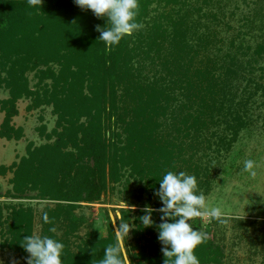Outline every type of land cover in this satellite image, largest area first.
I'll use <instances>...</instances> for the list:
<instances>
[{"label": "trees", "instance_id": "16d2710c", "mask_svg": "<svg viewBox=\"0 0 264 264\" xmlns=\"http://www.w3.org/2000/svg\"><path fill=\"white\" fill-rule=\"evenodd\" d=\"M41 3L0 0V93L9 95L0 98V138L21 140L23 132L12 122L19 115L18 102L27 99L30 110L52 106L56 128L51 135L42 128L39 132L55 141L29 147L19 163L0 166V176L13 174V198L35 193L48 202L93 204L110 183L114 189L122 186V198L136 208L122 210L121 219L130 226L132 264H164L156 227L163 223V204L155 194L159 180L167 171H183L196 176L204 195L211 192L209 151L214 145L231 150L246 127L244 114L252 96L264 91V66L258 69L263 86L256 83L254 94L237 87L241 80L253 85L246 77L255 70L252 62H264V39L255 49L244 44L252 35L244 28H258L251 25L258 10L240 14L241 30L228 42L214 27L233 30L229 20L238 16L237 1L139 0L142 27L111 53L98 41L97 26H106V19L82 10L74 0ZM155 4L163 11L150 19ZM249 53L252 58L247 59ZM109 63L111 74L105 75ZM31 71H38L34 90L26 78ZM148 205L155 210L153 227H144L139 219ZM62 206L45 207L40 236L65 245L64 264H97L104 248L118 242L113 229L101 239L88 232L75 252L70 238L85 221ZM7 208L11 212L4 218L0 207V253L9 249L27 264L29 254L21 244L34 235L35 211L20 204ZM212 222L205 227L201 217L192 221L205 236L196 252L200 264H223L225 258L214 229L217 220ZM259 226L264 244V222Z\"/></svg>", "mask_w": 264, "mask_h": 264}, {"label": "rangeland", "instance_id": "374dc122", "mask_svg": "<svg viewBox=\"0 0 264 264\" xmlns=\"http://www.w3.org/2000/svg\"><path fill=\"white\" fill-rule=\"evenodd\" d=\"M235 1H237L236 4L239 6L240 11L235 19L229 20L233 30L227 31L225 26L220 28L214 27V30L220 33V37L229 42L241 30V24L239 23L240 14L242 12L250 14L258 10V15L251 24L257 25L258 28H255L253 32L252 26L244 28V30H249L252 34H249L251 36L246 38L244 44L250 46L251 49H255L256 45L264 39L262 37L264 36V0H247L246 3L243 0ZM234 5L230 6L228 12L233 10ZM152 8L156 11L151 13L150 19L163 11L162 5L155 4ZM202 22L204 23L205 21L202 20ZM247 52L245 51L244 53ZM112 57L109 54L107 59H112ZM250 58H252V53L248 54L247 59ZM262 66H264L263 59L258 60L257 63L255 61L252 62V67L255 70L252 75L247 74L246 77L252 78L255 81L253 85L250 86L245 80L239 81L238 85L235 80L233 85H237L240 91H243L247 87L248 94H254L255 85L260 84L263 86L258 70ZM40 69L44 70L43 67H40ZM110 69V63L104 66L105 75L107 73L111 74ZM144 71L148 75L149 66ZM37 72L31 71L26 73L29 87L32 90L38 84ZM8 96L7 91H1V99H7ZM30 105V100H20L17 104L19 115L12 122L16 130L23 132L21 140L0 138V166L9 167L13 163H19L23 157L28 155L27 149L31 146L33 149H37L55 141V138L48 140L46 136L40 135L39 132V129L42 128L45 130V135H51L56 128L57 116L53 114L52 106H43L39 109L30 110ZM244 118L247 121L246 127L239 134V138L233 144L231 150H227L228 147L226 146L217 147L214 145L212 151H209L208 154V158L210 156L211 159L209 160L210 165L212 166L210 174L212 188L211 192L205 196L209 208L218 206L222 210L221 218L217 220L216 225H213L217 232L218 242L225 246L223 264H264V244L259 226V223L264 222V91H260L252 96L249 107H246ZM3 120L4 114L0 111V127ZM109 135H111V132L107 133L108 137ZM246 159L257 161L258 167L255 169L257 172L255 177L241 172L243 162ZM107 168V174H109V168ZM12 178V173L0 176V207H3V217L8 218L11 212L7 207L19 204L24 205V207H32L36 217L34 234L40 235L41 227L39 221L45 207L48 204L53 207H56L58 204L63 205L62 207H67L76 217L85 221V225L81 227L78 233L70 238L75 252L80 250L88 232L94 233L96 239H101L107 235L111 227L116 235V229L120 228L122 210L136 209L129 207V203L122 198V186L116 187V190L111 183L103 191L98 202L85 204L41 201L35 198V193L28 194L24 198H13L9 195V192L12 190ZM131 183L133 184V179H130ZM201 219L205 227L213 223V218L201 217ZM240 222L244 225L242 226ZM59 235H62V232ZM129 239L130 237L127 234L120 237L131 261L133 252L130 245H128L127 240ZM0 264H24V262L23 259L13 257L9 249H5L0 253Z\"/></svg>", "mask_w": 264, "mask_h": 264}, {"label": "clouds", "instance_id": "9594fccd", "mask_svg": "<svg viewBox=\"0 0 264 264\" xmlns=\"http://www.w3.org/2000/svg\"><path fill=\"white\" fill-rule=\"evenodd\" d=\"M74 2L82 10H91L98 19H106V26H97V31L100 33L98 41L104 43L107 51L119 46L123 39L132 36L142 27L137 20L139 0H74ZM28 3L42 4L41 0H28ZM257 167L256 160L246 159L241 172L255 177ZM159 184L160 188L155 194L163 204L159 209L163 223L155 225L153 220L155 210L148 205L141 210L145 213L139 218L142 225L158 228V239L163 245L164 264H200L196 252L204 243L205 236L194 228L192 221L199 217L219 220L222 216L221 208L208 207L207 198L198 189L197 178L194 175L183 171H167L159 180ZM44 220L45 222L48 220L46 214ZM50 231L56 230L52 228ZM129 231V224H120L116 231L117 244L105 247L103 257L97 264H131L127 249L120 240V237L128 235ZM21 246L29 254L27 264H64L65 245L52 236L28 235Z\"/></svg>", "mask_w": 264, "mask_h": 264}, {"label": "crops", "instance_id": "0c3cea01", "mask_svg": "<svg viewBox=\"0 0 264 264\" xmlns=\"http://www.w3.org/2000/svg\"><path fill=\"white\" fill-rule=\"evenodd\" d=\"M9 1H22V0H9Z\"/></svg>", "mask_w": 264, "mask_h": 264}, {"label": "water", "instance_id": "95a60500", "mask_svg": "<svg viewBox=\"0 0 264 264\" xmlns=\"http://www.w3.org/2000/svg\"><path fill=\"white\" fill-rule=\"evenodd\" d=\"M116 231H117V229H116Z\"/></svg>", "mask_w": 264, "mask_h": 264}]
</instances>
